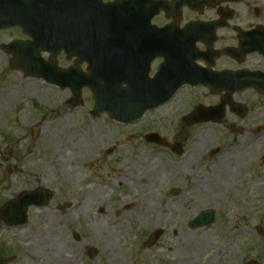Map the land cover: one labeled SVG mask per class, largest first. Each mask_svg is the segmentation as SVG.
Masks as SVG:
<instances>
[{"label": "rangeland", "instance_id": "374dc122", "mask_svg": "<svg viewBox=\"0 0 264 264\" xmlns=\"http://www.w3.org/2000/svg\"><path fill=\"white\" fill-rule=\"evenodd\" d=\"M25 38L19 30L2 31L0 45ZM10 61L0 50V209L38 186L54 197L47 207H32L25 226L9 228L0 219V258H15L10 264H160L205 252L222 264H264V238L256 232L264 227L258 143L229 134L225 125H207L182 136L188 149L176 159L143 137L156 133L178 142L183 107L177 103L121 126L92 114L90 91L83 92V105L73 107L69 90L27 78ZM59 65H69L63 55ZM34 126L40 127L37 138ZM131 135L135 140L126 142ZM219 145L226 151L210 161L206 151ZM173 189L180 195L172 197ZM65 203L72 207L58 208ZM122 205L129 209L119 216ZM207 209L217 214L209 229L195 234L182 228L179 237L143 248L173 211H180L173 219L185 226ZM91 249L98 252L93 260Z\"/></svg>", "mask_w": 264, "mask_h": 264}, {"label": "flooded vegetation", "instance_id": "af4514ba", "mask_svg": "<svg viewBox=\"0 0 264 264\" xmlns=\"http://www.w3.org/2000/svg\"><path fill=\"white\" fill-rule=\"evenodd\" d=\"M90 1L95 2V0H76L73 9L82 11L83 3ZM97 1L103 5L113 4L110 10L115 17V26L118 25V34L126 36L139 32L144 37L145 43L149 32L147 27L149 17H152L154 10L158 11L151 20L152 25L160 29L167 28L172 36L166 38V50L163 56L153 61L152 76L161 65L177 62L181 66L179 74L182 79H193L198 74L211 77L214 76L213 73H233L237 74L238 80L247 87L241 93L237 91L232 94V89L228 90L225 87L212 90L205 85L183 86L167 104L161 107L165 108L174 103H177L178 108L183 107V113L178 120L179 141L177 142L183 146L180 149L182 155L176 156L175 150L163 149L156 144L149 145H156L158 149L166 150L174 158L181 159L188 149V140L182 138L184 134L207 125H225L229 134L244 137L251 145L258 143L259 158L264 163V0ZM98 9L104 10L102 7ZM198 25L202 34L198 33ZM170 44L175 47L173 50L168 48ZM136 49L137 45L131 44L130 57L133 61L146 60L148 54L138 53ZM72 65L73 62H70L67 67ZM198 108L216 110L217 114L221 115L220 122L202 124L186 122V118ZM131 137L132 141L135 140V136L131 135ZM217 147L221 150L214 158H209L210 161H215L218 155L226 151L224 145ZM210 151L211 149L206 151L207 157ZM179 195L178 189L171 191L172 197ZM127 207L129 206L122 205L121 209L126 211L129 209ZM165 207L168 208L169 205L166 204ZM173 212L170 220L162 228L158 243L171 235L174 238L179 237L182 228L186 229L183 231L195 234L209 229L194 230L189 225L190 221H187L185 226L181 225L184 221L173 219L180 217V211ZM169 224H172L171 229ZM195 234L193 236L197 239ZM151 236L152 233L149 239ZM218 262L222 264L219 256L210 257L209 253L197 252L178 254L170 260L164 258L160 264H218ZM147 263L151 264V261Z\"/></svg>", "mask_w": 264, "mask_h": 264}, {"label": "water", "instance_id": "95a60500", "mask_svg": "<svg viewBox=\"0 0 264 264\" xmlns=\"http://www.w3.org/2000/svg\"><path fill=\"white\" fill-rule=\"evenodd\" d=\"M6 3L19 6L21 12L18 15L17 9L14 11L8 7L7 14L0 16V30L21 27L31 41H14L9 45H3L1 49L12 55V65L24 72L27 77L43 79L63 89L70 88L73 92L71 104L74 106L82 104V90L88 87L96 101L95 115L108 112L115 120L129 124L139 120L148 110L165 104L173 97L174 92L186 83L169 78L166 82L161 78V69L155 78L149 77L152 59L161 56L164 51L162 31L154 29L152 46L149 49L154 58L149 59L145 65L118 64L115 62L118 49L112 46L116 43L115 37L101 32L96 16H90L88 24L73 17L71 24L66 0H52L40 13L33 9V3L25 4L20 0H7ZM2 13L0 11V15ZM71 41L73 45L87 42L89 46L87 50L81 51L72 47ZM43 52L51 54L49 62L43 60L41 56ZM61 52L68 54V58L77 56L75 67L69 70L57 67V57ZM84 62L88 64L87 74L81 69ZM233 77L236 79L218 77L215 81L234 84V88L240 87L243 83L238 80V75ZM205 84L212 82L208 81ZM203 118L207 116L198 110L189 119L190 122H203ZM38 130L39 127L34 128V137L37 136ZM154 137L151 135L147 139L153 140ZM43 196L46 198L44 202ZM51 198L52 192L44 189L23 193L19 196L20 201H10L0 210V218L8 226L24 225L27 222L29 206H45ZM69 207L70 205H66L65 208ZM214 221L215 215L209 211L202 213L191 225L194 228L204 227L212 225ZM258 230L263 234L264 229ZM160 236L161 231L156 232L145 247L154 246ZM95 256L96 253L91 255L92 258ZM10 261L12 259H1L0 264H8Z\"/></svg>", "mask_w": 264, "mask_h": 264}]
</instances>
